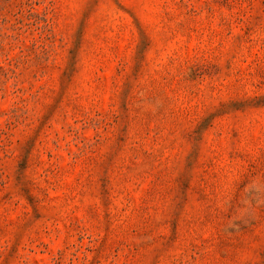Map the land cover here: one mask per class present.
I'll return each instance as SVG.
<instances>
[{"label": "rangeland", "instance_id": "374dc122", "mask_svg": "<svg viewBox=\"0 0 264 264\" xmlns=\"http://www.w3.org/2000/svg\"><path fill=\"white\" fill-rule=\"evenodd\" d=\"M0 264H264V0H0Z\"/></svg>", "mask_w": 264, "mask_h": 264}]
</instances>
